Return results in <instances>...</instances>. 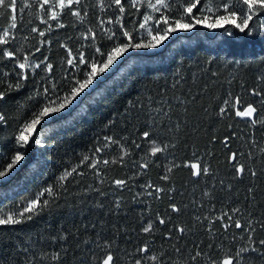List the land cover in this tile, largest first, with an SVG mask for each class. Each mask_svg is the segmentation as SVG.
Listing matches in <instances>:
<instances>
[{
    "label": "trees",
    "instance_id": "obj_1",
    "mask_svg": "<svg viewBox=\"0 0 264 264\" xmlns=\"http://www.w3.org/2000/svg\"><path fill=\"white\" fill-rule=\"evenodd\" d=\"M124 3L129 13H135L121 17L129 28L134 20L143 22V15L149 13L146 6L136 12L129 8V0ZM79 7L88 12L83 21L60 9L59 22L65 27L56 28L58 21L44 15L38 0H20L18 29L13 30L16 39L0 49H18L21 60L32 51L30 64L49 57L59 80L62 67L67 66L66 50L60 45L66 43L73 50L81 43L87 47L89 41L81 39V33L89 28L99 31L100 19L107 20L114 11L109 0H103V9L101 0H82ZM174 13L179 15L175 7ZM45 20L48 23H42ZM262 21L264 13L255 24ZM9 24V10L0 7V34ZM48 24L53 28L44 37L31 32L32 27L45 30ZM150 26L155 25L151 22ZM233 33L229 36L224 28L197 26L171 34L158 48L130 50L113 70L98 78L92 90L78 98V104L42 122L34 139L43 146L30 139L24 167L0 182V209L4 211L0 218H6L9 207L37 189L54 185L56 195L50 199L55 203L32 221L0 225V264H96L94 255L100 260L105 255L98 243H110L116 264H135L141 256L137 249L145 242L149 245L147 255L162 256L166 264H210L245 246L247 233L235 228V219L253 221L259 247V239H264L260 226L264 222V122L253 127L250 118L237 117L235 110L221 116L220 108L225 107V100L239 96L243 107L252 103L260 110L258 120L264 121V105L252 94L253 89L264 90L260 79L264 77V35L253 38L238 30ZM135 34L141 37V32ZM96 43L111 46L106 39ZM36 47L41 51L35 52ZM14 65L15 61L7 58L0 60V75L10 77L0 90L15 82L20 70ZM25 72L29 77L25 87L10 92L0 104L8 116L7 123L0 125V155L11 154L20 126L32 118L34 109L26 98L35 91L33 78L39 80L43 73L32 68ZM143 131H150V140H144ZM225 137H229L227 146ZM134 141L141 145L139 149ZM104 144L108 145L104 151L94 154V149ZM164 145H168L166 151L152 156V147ZM232 153L245 166L241 176L229 161ZM85 156L91 159L81 164ZM92 160L99 165V177L87 166ZM104 160L110 163L105 165ZM143 162L149 167L141 170ZM186 163H202L211 173L193 176ZM168 168L172 169L169 179H161ZM72 169L77 170L75 174L60 179ZM252 171L257 175L252 176ZM116 179L128 184L118 188ZM149 184L163 189L158 199L155 193L147 194L154 191L145 187ZM170 204L180 211L173 212ZM233 209L240 211L232 213ZM222 212L233 215L227 231V217L216 219ZM157 216L167 223L159 224ZM149 220L153 230L144 233ZM178 227L185 229L183 234ZM169 230L170 238L166 235ZM196 251L203 255L193 262ZM53 252L60 254V261H52ZM246 256V264H264L258 253ZM145 264L153 262L146 260Z\"/></svg>",
    "mask_w": 264,
    "mask_h": 264
},
{
    "label": "snow or ice",
    "instance_id": "obj_2",
    "mask_svg": "<svg viewBox=\"0 0 264 264\" xmlns=\"http://www.w3.org/2000/svg\"><path fill=\"white\" fill-rule=\"evenodd\" d=\"M20 0H0V7L7 8L10 13V24L7 28L3 29L2 34H0V45H8L10 41H14L16 37L13 34V30L18 29L17 25V11ZM40 8L44 10V15L48 17L49 20L58 21L55 25L56 28H64L65 25L59 22L60 13L55 11L56 7L62 10L71 12V15L78 17L83 21L84 16L88 15L86 9L79 7L82 4V0H38ZM111 6L114 7V11L108 16L107 20L100 19V30L89 28L86 32L81 33V39L88 40L89 43L87 47L81 43L80 47L73 50L68 47L66 43H62L60 46L66 50V65L62 67L63 75L59 80L56 78L54 65L49 62V57L45 56L39 63L30 64V57L34 55L32 51H29L28 55L23 57L21 60L18 57V49L9 50V48L4 47L0 49V60L7 58L10 61H15V67L20 71L15 73L16 79L14 83H9L7 88L0 90V104L7 100L8 94L12 91H17L25 87V84L29 77L26 75L25 70L32 68L33 70H39L43 75L40 76L39 80L33 78V87L35 91L29 92L27 96V101L32 104V118L26 120L21 126L18 134L15 136V145L11 150V154L0 155V182H5L11 179L12 176L24 167V162L26 161L27 152L25 151L26 146L29 145L30 139L33 143H41V141L34 139V135L39 132L38 126L42 122H46L48 119L52 118L54 114H62L65 110H69L70 106L78 104V98L82 95L88 93V91L93 89V86L97 82L98 78H102L105 73H109L117 65L120 57L130 50H147L158 47L162 44L168 37L176 33L177 31H191L197 26H202L210 30L224 28L229 36L233 35V30H238L239 33H243L248 37H256L259 35H264V21L261 22L259 26L255 24V20L259 14L264 13V0H209L205 3V0H180L179 4H175V0L169 2V0H129V8L135 9L136 12L140 11L141 6H146L150 8L152 12L159 13V17H154L151 14L145 13L143 15V22L134 20L133 27L129 28L126 21L122 22L121 17L127 15H134L135 13H129L125 8L124 0H109ZM203 5V6H202ZM211 5V6H209ZM244 7H240V6ZM27 7V5H25ZM175 9L179 10V15H175ZM101 8L103 9V0H101ZM195 10V11H194ZM19 11H23L20 8ZM149 21L152 22L150 26ZM42 23H48L47 20L42 21ZM111 25V27H108ZM138 25V27H136ZM230 26L225 28V26ZM119 26V27H117ZM53 26L48 24L45 30H39L37 27H32V33H38L40 37H44L46 31H52ZM137 32H144L150 39L143 40L135 34ZM26 40L27 37H24ZM98 39H106L111 42V46L107 47L103 44L97 45L96 41ZM39 47L35 48V52H40ZM83 66V67H81ZM38 72V74H39ZM6 79H10L7 73L0 75V85L4 83ZM260 79L264 80V77ZM252 94L260 97L261 105H264V90H252ZM225 107L220 108V115H225L230 110H235V115L242 118H250V126H256L259 121L258 117L260 110L249 103L246 107H243L241 98L239 96L235 97L233 100H225ZM242 108V110H241ZM8 121V116L0 109V125L6 124ZM179 127V126H177ZM141 136L144 140L151 139L150 131H143ZM106 140L112 144L117 143L112 137H106ZM229 137H225V146H227V141ZM135 147L139 149L140 144L133 142ZM41 146L43 144L41 143ZM107 144L101 145L94 149V154H99L104 151ZM168 145L163 147L154 146L151 148L152 156L166 151ZM126 152L127 150L124 149ZM261 152H264V148H261ZM89 156H85L81 161L83 164L85 161H90ZM121 162H123L124 157H121ZM230 163L233 164L235 168V174L237 176L243 175L245 172V166L240 164L236 153H232L229 157ZM115 161H112L114 163ZM103 163L108 165L110 161L104 160ZM92 168L97 177L100 176L99 165L95 160H92L87 165ZM186 167L192 169L193 176L199 175H209L211 173V168L204 166L202 163H186ZM149 167L148 162H143L139 164L141 170ZM171 168H168L165 174L161 177L163 180H168V173L171 172ZM76 169H72L71 172L65 171V173L60 177L61 180L65 179L67 176H72L76 173ZM139 175V172L135 173ZM83 175V173H81ZM252 176H256L257 173L252 171ZM118 188H123L128 184L125 179H116L114 181ZM148 189H153L154 191H149L147 194L152 196L155 193L156 198H159V194L163 191L160 187H155L154 185H146ZM252 192V189H248ZM56 191L55 186H48L45 188L37 189V191L26 197L24 201L17 203L15 206H11L7 210L6 218H0V225H17L22 222L32 221L34 217L43 212L45 209L50 208L55 197ZM100 195H104L103 192ZM139 195V193L137 194ZM171 199V197H169ZM102 207V205H100ZM116 207L119 208L120 204L117 202ZM169 207L173 212H179L180 209L175 204H170ZM239 209H233L232 213L239 212ZM4 215L3 209H0V217ZM222 217H227L229 223L224 225L225 231H227L233 222V215L227 212H222L221 217L216 219H221ZM159 224L164 225L167 221L157 216ZM234 225L236 229H242L243 232L247 233L245 246L236 248L234 252L225 254L219 260H212L210 264H246L248 253H258L259 257L264 260V239H259V247L256 246L257 239L255 236L256 228L253 221L248 220L242 223L241 219H235ZM261 230L264 231V222H261ZM153 230V223L149 220L147 226L143 227L142 231L144 233H150ZM181 234L184 233L185 229L183 227H178L177 229ZM171 231L166 235L168 238L171 237ZM104 253V258L102 260L96 259V264H116L115 254L110 250V243H105L103 245L97 244ZM200 246L197 245V248ZM149 245L145 242L143 247L137 249V252L141 254L139 259L135 260V264H145L146 260L152 261L153 264H166L162 256H148ZM175 251L179 253L180 248H176ZM203 255L201 251H196V253L191 257L193 262L197 261ZM52 261H60L61 256L59 253L53 252L51 254Z\"/></svg>",
    "mask_w": 264,
    "mask_h": 264
},
{
    "label": "rangeland",
    "instance_id": "obj_3",
    "mask_svg": "<svg viewBox=\"0 0 264 264\" xmlns=\"http://www.w3.org/2000/svg\"><path fill=\"white\" fill-rule=\"evenodd\" d=\"M153 2H154V0H153ZM208 2H209V0H205V3H208ZM202 6H203V5H202ZM209 6H211V5H209ZM59 10H60L59 7H56V8H55V11H56V12H58ZM153 13H154V12H152V10L150 9L148 14H151V15L153 16ZM150 24H151V21H149V25H150ZM201 27H202V26H201ZM204 28H205V27H204ZM207 29H208V28H207ZM209 30H210V29H209ZM180 31H182V30H180ZM139 39L148 40V39H150V37H148L146 33L141 32V37H140ZM160 46H161V44H160L158 47H160ZM158 47H156V48H158ZM153 49H155V48H153ZM133 50H135V49H133ZM147 50H151V49H147Z\"/></svg>",
    "mask_w": 264,
    "mask_h": 264
}]
</instances>
